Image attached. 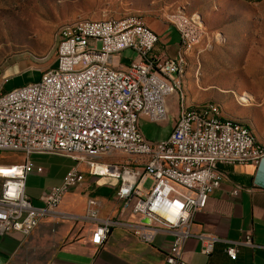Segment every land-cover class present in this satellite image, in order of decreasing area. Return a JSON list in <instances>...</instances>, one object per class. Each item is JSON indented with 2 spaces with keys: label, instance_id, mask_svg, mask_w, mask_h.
Returning <instances> with one entry per match:
<instances>
[{
  "label": "built area",
  "instance_id": "2783aa9c",
  "mask_svg": "<svg viewBox=\"0 0 264 264\" xmlns=\"http://www.w3.org/2000/svg\"><path fill=\"white\" fill-rule=\"evenodd\" d=\"M178 14H163L179 34L178 57L156 50L159 36L143 17L93 19L59 28L58 62L50 73L5 90L0 97V152L21 153L25 159L0 164V235L29 236L44 219H74L61 205L88 173L119 180L120 210L115 217L101 219L96 200L87 201V218L95 223L92 246H103L112 229L121 225L148 244L159 234L171 235L165 264H189L184 247L192 237L201 242L202 254H212L219 239L193 234V217L221 186L226 175L221 167L259 165L264 150L244 128L217 119L212 107L196 113L182 101L178 72L187 50L194 43H207L208 31L196 32L191 23L178 21ZM126 51L135 57L121 68L119 56ZM174 95L180 110L169 136L148 140L140 121L169 124L167 100ZM33 154H56L77 163L60 185L40 195V208L25 193ZM249 245L251 233L230 243L226 254L235 261Z\"/></svg>",
  "mask_w": 264,
  "mask_h": 264
},
{
  "label": "rangeland",
  "instance_id": "374dc122",
  "mask_svg": "<svg viewBox=\"0 0 264 264\" xmlns=\"http://www.w3.org/2000/svg\"><path fill=\"white\" fill-rule=\"evenodd\" d=\"M178 10L198 20L209 38L208 47L196 45L187 56L191 106L227 102L240 110L241 122L255 125L264 106V0H0V92L35 82L56 66L59 28L64 25L139 17L169 25L163 14ZM121 56L124 60L126 53ZM245 95L241 106L237 98ZM171 129L172 122L143 125L150 141L167 138ZM3 153L8 162L23 161L21 153ZM36 158L45 177H36L35 188L56 183L77 164L56 154Z\"/></svg>",
  "mask_w": 264,
  "mask_h": 264
},
{
  "label": "crops",
  "instance_id": "0c3cea01",
  "mask_svg": "<svg viewBox=\"0 0 264 264\" xmlns=\"http://www.w3.org/2000/svg\"><path fill=\"white\" fill-rule=\"evenodd\" d=\"M144 20L159 36L157 51H164L170 57L182 55L179 34L172 26L149 17ZM124 53V60L119 56L121 68L135 57L131 51ZM187 73V79L185 76L182 80L180 95L184 104L191 106L194 103L187 94L191 87L188 80L190 73ZM220 102L223 106L215 101L208 103L219 104L223 118L242 121L239 109L227 102ZM167 103L173 127L180 110V99L174 95L168 98ZM258 115L255 125L250 127L264 146V106ZM146 122L144 119L140 121L143 134ZM4 154L0 152L2 165L19 164L25 159L23 155L22 162L11 163ZM38 155L29 157L33 172L27 177L25 193L33 205L40 208L43 206L40 195L60 185L64 176L54 184L35 188L36 177H45L44 170L37 168ZM221 169L226 173L221 186L210 195L206 208L198 212L192 222L193 234L210 235L219 240L212 254L206 256L201 252V242L195 237L190 238L184 247V258L189 264H264V158L259 165L225 166ZM85 178V183L71 190L61 205L62 211L73 214L75 218L64 221L44 219L29 236L19 233L0 235V264H165L173 240L166 233L157 235L153 243L148 244L137 238L130 229L118 225L112 229L103 246L96 248L90 244L95 223L87 218V201L89 197L96 200L101 219L115 217L120 210V202L116 198L119 180L94 177L88 173ZM2 184L3 180L0 179V194ZM237 187H241V190L235 195L233 191ZM247 233H251L253 245L242 247L237 260H231L226 254L227 246L240 241Z\"/></svg>",
  "mask_w": 264,
  "mask_h": 264
},
{
  "label": "bare ground",
  "instance_id": "6f19581e",
  "mask_svg": "<svg viewBox=\"0 0 264 264\" xmlns=\"http://www.w3.org/2000/svg\"><path fill=\"white\" fill-rule=\"evenodd\" d=\"M178 11H180V10H178ZM178 11H176V12H178ZM176 12H174V13H176ZM180 12H181V14H178V21H184V22L191 23V26L193 28H195L196 32H203L204 31V27L201 26V24L199 23L198 20L187 16L183 11H180ZM119 20L132 21L131 19H119ZM88 21H91V20H85V21L77 22V23L74 22V23H71V24H68V25H80V24H83V23H88ZM197 44L199 45V44H203V43H194V46H196ZM204 46L205 47L209 46V38H208L207 44L204 45ZM193 47H191L190 49L187 50V54L185 56V62H182L181 68H180V70L178 72V85H179L180 89L182 88V80L185 78V76L187 74V71H188L189 63H188V57L187 56H188V53L192 50ZM58 49H59V38H58L57 51H58ZM57 62H58V52H57ZM45 73H50V71H47ZM4 93H5L4 91L0 92V97H3ZM247 98L248 97L246 95L244 97H241L240 99L237 98L238 104H240L241 106H244L245 105V100H247ZM208 107H212V113L215 115V117L217 119H219L220 121H223V123H230L233 126H236L238 128H244L246 135H251V137L254 140H256L257 147L259 149H261V150H264V146L257 140V138H256L252 128L250 127V125L244 124L243 122L236 121V120H233V119H230V118H223L222 117V112H221V106L219 104H217V103H207V104H205V105H203L201 107L192 106V109H193V111H196V113H205V111H208Z\"/></svg>",
  "mask_w": 264,
  "mask_h": 264
},
{
  "label": "water",
  "instance_id": "95a60500",
  "mask_svg": "<svg viewBox=\"0 0 264 264\" xmlns=\"http://www.w3.org/2000/svg\"><path fill=\"white\" fill-rule=\"evenodd\" d=\"M145 222H146V223H148V222H149V220H148V219H145Z\"/></svg>",
  "mask_w": 264,
  "mask_h": 264
},
{
  "label": "trees",
  "instance_id": "16d2710c",
  "mask_svg": "<svg viewBox=\"0 0 264 264\" xmlns=\"http://www.w3.org/2000/svg\"><path fill=\"white\" fill-rule=\"evenodd\" d=\"M55 65H56V63H55Z\"/></svg>",
  "mask_w": 264,
  "mask_h": 264
}]
</instances>
